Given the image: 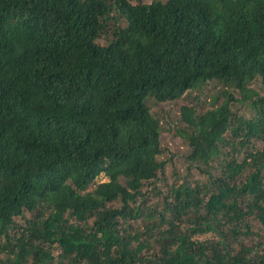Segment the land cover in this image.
Masks as SVG:
<instances>
[{"label": "trees", "instance_id": "1", "mask_svg": "<svg viewBox=\"0 0 264 264\" xmlns=\"http://www.w3.org/2000/svg\"><path fill=\"white\" fill-rule=\"evenodd\" d=\"M257 80L264 0H0V264H264ZM209 83L221 105L181 112L209 184L148 206L166 166L151 107Z\"/></svg>", "mask_w": 264, "mask_h": 264}, {"label": "rangeland", "instance_id": "2", "mask_svg": "<svg viewBox=\"0 0 264 264\" xmlns=\"http://www.w3.org/2000/svg\"><path fill=\"white\" fill-rule=\"evenodd\" d=\"M138 0H132L136 3ZM143 2H150L151 0H142ZM164 1V0H161ZM249 87L264 98V85L257 80L249 85ZM223 87L216 83H209L206 87L198 90L187 92L180 100L171 104H161L151 107V114L160 122V145L163 150L162 159L166 162L163 173H159L157 178L151 182V186L145 185L143 192H147V204L151 207H157L158 210L163 208V199L167 196L170 189L174 186L180 185L184 180L188 181L189 186L193 188L197 185H208L207 177L199 175L187 161L189 149L184 140L182 132H188L185 123L181 121V112L183 109H189L193 115L200 116L219 107L224 101L223 97H217L222 93ZM237 97V95H236ZM231 111L237 116H242L245 119H250L253 116V111L245 105H232ZM249 150L261 151L263 144L260 142H253L250 144ZM243 155L238 157L241 161ZM216 162L212 163L211 167H216ZM213 174H218L217 172ZM189 175V176H187ZM104 181V179H101ZM153 188L155 190L153 191ZM34 215L28 214V219L33 218ZM19 224L24 225V222L17 219ZM132 224V222H131ZM254 228L252 232H257V223L253 222ZM137 222L135 227H139ZM211 235L199 237V239H208ZM53 255L57 257L60 254V249L54 247L52 249ZM56 264V262L52 263Z\"/></svg>", "mask_w": 264, "mask_h": 264}]
</instances>
